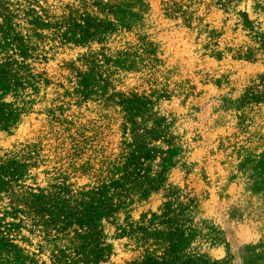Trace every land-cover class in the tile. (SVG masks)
I'll use <instances>...</instances> for the list:
<instances>
[{"label":"rangeland","instance_id":"obj_1","mask_svg":"<svg viewBox=\"0 0 264 264\" xmlns=\"http://www.w3.org/2000/svg\"><path fill=\"white\" fill-rule=\"evenodd\" d=\"M10 62L22 84L0 87V161L16 187L0 184V217L25 193L126 174L143 192L97 213L104 264L137 259L124 233L165 205L188 228L180 263L264 264V103L245 104L264 78V0H0ZM16 239L25 253L0 246V264H51Z\"/></svg>","mask_w":264,"mask_h":264},{"label":"trees","instance_id":"obj_2","mask_svg":"<svg viewBox=\"0 0 264 264\" xmlns=\"http://www.w3.org/2000/svg\"><path fill=\"white\" fill-rule=\"evenodd\" d=\"M105 6H109V10L113 8L109 4ZM10 67H13V62L0 65V87L6 84L21 86L22 83L16 81V71ZM245 102L247 106L264 103V78L260 85L249 90ZM2 122L3 119L0 126ZM128 164L126 161L124 167ZM13 165L12 159L0 161V184L11 194L16 187ZM113 176L109 172L106 177L98 178L90 189L81 192L58 184L50 186L47 192L25 193V197L19 200V206L11 209L12 213L0 217V246L19 258L25 251L17 245L16 238L27 232L38 239L39 254H49L51 264L106 263L111 251L103 232L96 225L97 213L113 214L135 193L143 192L133 187L130 181L123 180L126 174L116 181L109 178ZM141 182L143 178H139L137 184ZM6 216L13 221L7 222ZM181 216L182 213L176 214V210L165 205L159 215L152 214L151 218L127 229L124 234L134 240L140 251V256L127 264H190L180 263L178 259L180 240L188 232Z\"/></svg>","mask_w":264,"mask_h":264}]
</instances>
